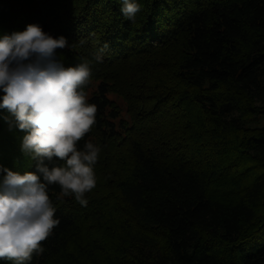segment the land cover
I'll return each instance as SVG.
<instances>
[{
	"label": "trees",
	"instance_id": "trees-1",
	"mask_svg": "<svg viewBox=\"0 0 264 264\" xmlns=\"http://www.w3.org/2000/svg\"><path fill=\"white\" fill-rule=\"evenodd\" d=\"M136 2L132 22L122 0H0V37L39 24L91 62L98 109L96 187L49 186L60 224L30 264H264V0ZM5 116L0 166L35 171Z\"/></svg>",
	"mask_w": 264,
	"mask_h": 264
},
{
	"label": "clouds",
	"instance_id": "clouds-1",
	"mask_svg": "<svg viewBox=\"0 0 264 264\" xmlns=\"http://www.w3.org/2000/svg\"><path fill=\"white\" fill-rule=\"evenodd\" d=\"M122 5L123 16L134 22L141 5L136 0H122ZM66 47V37H53L39 24L0 37V109L10 114L3 117L10 131L15 127L25 133L21 152L36 162L35 171L24 173L0 166V261L30 264L34 255L44 253L42 242L60 224L49 186L59 185L60 197L73 196L81 206L96 187L94 166L101 147L88 141L78 148L98 111L84 91L91 62L65 67L57 49ZM107 47L97 51V62H103ZM54 158L63 163L54 164Z\"/></svg>",
	"mask_w": 264,
	"mask_h": 264
},
{
	"label": "rangeland",
	"instance_id": "rangeland-1",
	"mask_svg": "<svg viewBox=\"0 0 264 264\" xmlns=\"http://www.w3.org/2000/svg\"><path fill=\"white\" fill-rule=\"evenodd\" d=\"M90 92H91V89L87 91V96L90 95ZM108 96H109L110 98L116 99L117 102L121 103V100H120V99L118 98V96H116L115 94H112V93H111V94H109Z\"/></svg>",
	"mask_w": 264,
	"mask_h": 264
}]
</instances>
